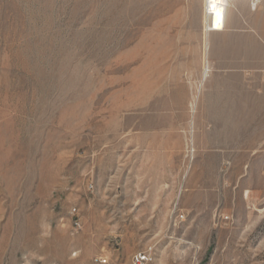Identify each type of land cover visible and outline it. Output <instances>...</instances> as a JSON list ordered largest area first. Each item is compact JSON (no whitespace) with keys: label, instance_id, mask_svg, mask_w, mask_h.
Here are the masks:
<instances>
[{"label":"rangeland","instance_id":"1","mask_svg":"<svg viewBox=\"0 0 264 264\" xmlns=\"http://www.w3.org/2000/svg\"><path fill=\"white\" fill-rule=\"evenodd\" d=\"M228 9L0 0V264H264V0Z\"/></svg>","mask_w":264,"mask_h":264},{"label":"bare ground","instance_id":"2","mask_svg":"<svg viewBox=\"0 0 264 264\" xmlns=\"http://www.w3.org/2000/svg\"><path fill=\"white\" fill-rule=\"evenodd\" d=\"M231 0H203L204 6V34L209 36L210 32H221L224 29V12L227 11ZM210 11V17H206V11ZM228 12V11H227Z\"/></svg>","mask_w":264,"mask_h":264},{"label":"built area","instance_id":"3","mask_svg":"<svg viewBox=\"0 0 264 264\" xmlns=\"http://www.w3.org/2000/svg\"><path fill=\"white\" fill-rule=\"evenodd\" d=\"M210 15H211V12L209 10L206 11V17L207 16L210 17ZM77 227H79L78 222H74V228H77ZM133 261H134V264H146L149 261H151V254L147 252L139 253L134 256ZM100 262L104 264L106 263V259H102L100 260Z\"/></svg>","mask_w":264,"mask_h":264},{"label":"crops","instance_id":"4","mask_svg":"<svg viewBox=\"0 0 264 264\" xmlns=\"http://www.w3.org/2000/svg\"><path fill=\"white\" fill-rule=\"evenodd\" d=\"M228 11V12H227ZM227 11L224 12V29H229V23H230V14H229V9L227 8ZM223 29V30H224Z\"/></svg>","mask_w":264,"mask_h":264}]
</instances>
